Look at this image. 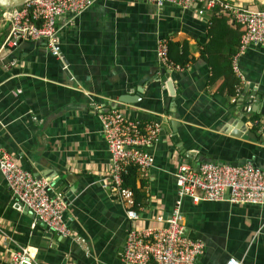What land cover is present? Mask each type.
I'll return each instance as SVG.
<instances>
[{"label": "crops", "instance_id": "obj_1", "mask_svg": "<svg viewBox=\"0 0 264 264\" xmlns=\"http://www.w3.org/2000/svg\"><path fill=\"white\" fill-rule=\"evenodd\" d=\"M230 1L264 9V0ZM219 9L200 15L172 4L97 1L73 20H58V57L43 41L23 39L3 49L10 22L0 8V143L23 168L67 185L74 196L65 211L73 237L50 235L45 224H34L0 171V264H14L13 253L23 247L36 264H123L128 231L165 226L177 207L182 163L252 161L264 169V45L235 55L234 95L219 91L222 78L211 84L207 62L183 67L168 56L169 39L188 40L198 59L213 17L227 15ZM113 109L144 125L161 123L147 148L154 164L146 174L139 170L147 202L138 219L111 188L100 112ZM181 202L186 233L205 246L201 264L233 258L264 264V204L189 196Z\"/></svg>", "mask_w": 264, "mask_h": 264}, {"label": "built area", "instance_id": "obj_2", "mask_svg": "<svg viewBox=\"0 0 264 264\" xmlns=\"http://www.w3.org/2000/svg\"><path fill=\"white\" fill-rule=\"evenodd\" d=\"M97 1L102 0H31L22 6L4 9L10 22V32L2 48L15 47L23 39L43 41L49 51L59 57L61 47L58 20L63 16L73 20ZM139 1L158 6L172 4L183 9H193L200 15L207 9L219 6L220 12L228 14L244 27L241 49L250 44L264 45V9H253L230 0ZM201 3H204L203 7ZM165 42L160 45L162 55L167 51ZM100 116L112 159L109 177L111 188L130 203L128 216L138 219L140 212L132 207L133 192L124 186L123 175L128 173L130 165H137L141 173H148L154 164V157L147 148L161 132V123L144 125L119 109L101 110ZM0 171L17 201L33 212L34 224L40 221L59 236L73 237L65 219L67 205L62 193L53 195V182L23 168L1 143ZM176 176L181 199L189 196L195 201L229 200L232 203L264 204V169L252 161L244 165L204 160L195 164L184 162L179 166ZM181 199L166 219L165 226L131 228L128 231L122 253L123 264H201L205 246L202 241L186 233ZM29 251L26 248L20 251L13 263L35 264L36 261L32 263L34 256ZM227 264L242 263L233 258Z\"/></svg>", "mask_w": 264, "mask_h": 264}, {"label": "trees", "instance_id": "obj_3", "mask_svg": "<svg viewBox=\"0 0 264 264\" xmlns=\"http://www.w3.org/2000/svg\"><path fill=\"white\" fill-rule=\"evenodd\" d=\"M227 15L220 14V16L215 15L216 17H213L209 31L210 41L203 45L198 59L194 56L192 45L188 40L175 42L169 39L168 56L175 64H180L183 67H187L200 59L207 62L213 72L211 84L213 85L218 79L222 78L219 91L234 95L239 92L234 60L235 55L241 49V39L245 29L237 22H235V28L232 29L229 24V15ZM139 170L137 165H130L128 173L123 175L124 186L132 190L134 196L133 208L138 212L142 210L147 202L145 181L140 178ZM140 180L142 183L139 186Z\"/></svg>", "mask_w": 264, "mask_h": 264}, {"label": "water", "instance_id": "obj_4", "mask_svg": "<svg viewBox=\"0 0 264 264\" xmlns=\"http://www.w3.org/2000/svg\"><path fill=\"white\" fill-rule=\"evenodd\" d=\"M29 1H31V0H0V8L11 9V8L22 6ZM53 185L56 186L57 188L59 186V188H58L59 193L66 192L65 201L67 202V204H70L73 201V199H74L73 192L67 190V187H66L67 185H62L60 183L57 184L54 182H53ZM47 229L50 232V235L52 233H54L55 235H59V234L55 233L53 230H50L49 228H47Z\"/></svg>", "mask_w": 264, "mask_h": 264}, {"label": "rangeland", "instance_id": "obj_5", "mask_svg": "<svg viewBox=\"0 0 264 264\" xmlns=\"http://www.w3.org/2000/svg\"><path fill=\"white\" fill-rule=\"evenodd\" d=\"M24 248H26V249L29 251V248H28V247H23V248L18 249L17 251H15V252L13 253V256H12L13 261H14L15 256H16L17 254H19L20 251H22ZM29 252H30V251H29ZM35 261H36V260H35V258L33 257V258H32V263H34ZM35 264H36V262H35Z\"/></svg>", "mask_w": 264, "mask_h": 264}]
</instances>
